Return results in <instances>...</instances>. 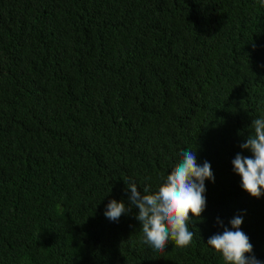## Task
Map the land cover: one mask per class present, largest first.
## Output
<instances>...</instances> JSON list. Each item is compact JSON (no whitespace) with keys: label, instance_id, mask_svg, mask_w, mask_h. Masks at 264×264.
Returning a JSON list of instances; mask_svg holds the SVG:
<instances>
[{"label":"trees","instance_id":"1","mask_svg":"<svg viewBox=\"0 0 264 264\" xmlns=\"http://www.w3.org/2000/svg\"><path fill=\"white\" fill-rule=\"evenodd\" d=\"M262 116L264 0H0V264H225L207 240L238 214L264 264V195L232 165ZM188 149L205 211L153 251L106 205Z\"/></svg>","mask_w":264,"mask_h":264},{"label":"clouds","instance_id":"2","mask_svg":"<svg viewBox=\"0 0 264 264\" xmlns=\"http://www.w3.org/2000/svg\"><path fill=\"white\" fill-rule=\"evenodd\" d=\"M250 129L251 133L240 147L250 150L252 155L237 153L232 165L233 171L241 177L243 190L259 199L264 195V116L252 119ZM181 156L155 193L150 194L148 187L141 190L135 182H130L125 189L129 193L127 203L113 199L106 205L104 215L113 222L131 214L133 208L138 209L135 219L140 224L142 243L153 251H165L170 241L181 249L191 245L195 235L190 230L193 218H201L206 208L205 181H215L210 163H197V149L182 151ZM217 223L223 232L212 235L207 245L221 254L225 264H262L252 254L253 245L241 230L242 215L230 219V228L219 218Z\"/></svg>","mask_w":264,"mask_h":264}]
</instances>
